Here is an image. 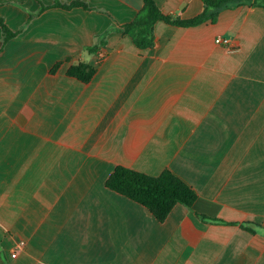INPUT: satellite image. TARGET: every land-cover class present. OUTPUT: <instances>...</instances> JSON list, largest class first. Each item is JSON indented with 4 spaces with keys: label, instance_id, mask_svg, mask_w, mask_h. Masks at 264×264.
<instances>
[{
    "label": "crops",
    "instance_id": "obj_1",
    "mask_svg": "<svg viewBox=\"0 0 264 264\" xmlns=\"http://www.w3.org/2000/svg\"><path fill=\"white\" fill-rule=\"evenodd\" d=\"M76 1L89 9L42 10ZM155 1L183 19L204 10ZM143 5L0 0L19 32L0 53V264H264V7L157 22L139 50L120 29ZM81 62L97 68L90 83L67 75ZM118 166L170 169L234 224L182 204L160 223L106 187Z\"/></svg>",
    "mask_w": 264,
    "mask_h": 264
},
{
    "label": "trees",
    "instance_id": "obj_2",
    "mask_svg": "<svg viewBox=\"0 0 264 264\" xmlns=\"http://www.w3.org/2000/svg\"><path fill=\"white\" fill-rule=\"evenodd\" d=\"M203 12L192 19H183L165 14L157 5L155 0H143V7L136 18L124 25L120 30L128 36L137 49L149 50L155 44V25L157 22H164L177 27L198 26L208 21H217L219 13L225 8H231L240 3H248L250 6L264 7V0H203ZM75 7H89L80 1L71 4L55 3L47 8H63L70 10ZM0 28L3 33V41L0 45V53L6 44L16 38L19 32L9 28L6 22L0 18ZM96 53L97 48L88 50ZM62 62H58L52 69V73L57 72ZM97 74V68L90 63L81 62L72 65L67 75L83 83H90ZM106 187L128 199L141 204L159 221L163 223L169 217L172 210L178 204H182L195 212L203 221L213 224L232 225L219 217L221 206L215 202L205 200L183 179L174 174L170 169H165L159 176H150L145 173L129 169L124 166L115 168L111 176L106 181ZM242 228L249 233H256L255 225L249 223L241 224Z\"/></svg>",
    "mask_w": 264,
    "mask_h": 264
},
{
    "label": "built area",
    "instance_id": "obj_3",
    "mask_svg": "<svg viewBox=\"0 0 264 264\" xmlns=\"http://www.w3.org/2000/svg\"><path fill=\"white\" fill-rule=\"evenodd\" d=\"M218 44H226V43H228V41L227 40H223V39H217V41H216ZM23 246L25 245L24 243H21Z\"/></svg>",
    "mask_w": 264,
    "mask_h": 264
}]
</instances>
